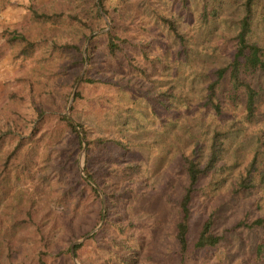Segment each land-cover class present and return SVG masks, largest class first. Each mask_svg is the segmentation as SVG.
Segmentation results:
<instances>
[{"label":"rangeland","instance_id":"374dc122","mask_svg":"<svg viewBox=\"0 0 264 264\" xmlns=\"http://www.w3.org/2000/svg\"><path fill=\"white\" fill-rule=\"evenodd\" d=\"M108 1L116 6L114 25L102 14L104 23L90 21L89 31L64 17L33 20L29 11L30 7L76 11L86 0H0V125L14 121L16 129L26 133L36 108L67 111L68 118L80 121L91 137L105 135L124 142L120 150L112 146L89 149L98 184L90 180L97 189L89 184L97 191L99 203L87 187L81 189L78 184L62 191L64 177L71 170L77 169L83 177L85 146L77 153L76 165L63 169V178L58 179L51 170L57 157L53 145L65 134L58 132L49 143H40L32 175L10 176L0 195V260L9 245L16 252L6 264H32L41 248H46L47 264H254L260 227L230 226L238 219L264 217V183L237 192L232 187L253 155L258 165L264 163V80L251 78L260 95L250 120L244 118L239 100L231 102L226 97L224 80L217 88L220 111L203 103L212 70L231 56L233 24L241 12V0H219L216 15L207 22L200 19L201 0ZM158 14L174 20L182 42ZM250 25L248 38L264 47L263 0L253 5ZM109 27L137 42V47L125 49L136 67L129 66L124 55L112 58L106 54L103 33ZM3 28L48 40L38 39L29 55L16 57L15 47L3 39ZM49 40L75 43L80 50L52 48ZM84 75L102 80L81 82ZM76 89L83 98L76 100L70 115ZM77 128L79 138L80 134L83 137ZM213 129L225 132L221 150L215 168L197 180L189 204L188 248L179 256L174 238L176 201L187 179L177 161L182 152L190 150L203 161ZM13 140L6 139L0 148ZM126 163L133 167L124 168ZM103 191L108 195L106 213ZM77 195L71 214L66 212L71 217L65 227L59 222L62 200ZM98 209L100 220L92 226ZM27 210L30 219L24 220ZM207 214L212 215V231L223 235L214 246L195 248L192 243ZM41 236H46L48 246ZM78 238L82 240L76 243L81 245L75 256L70 244ZM258 263L264 264V251Z\"/></svg>","mask_w":264,"mask_h":264},{"label":"trees","instance_id":"16d2710c","mask_svg":"<svg viewBox=\"0 0 264 264\" xmlns=\"http://www.w3.org/2000/svg\"><path fill=\"white\" fill-rule=\"evenodd\" d=\"M258 0H241V12L234 19L232 45L233 50L228 61L216 66L212 70V75L205 85V95L203 103L209 105L214 111L219 112V103L217 97V88L221 84V81H225V94L231 101L239 100L243 105L244 118L250 120L255 113L256 100L260 95V88H258L253 81L252 77H261L264 80V47L248 38V33L251 27V18L253 14V5ZM264 1V0H263ZM88 2L85 6L80 7L76 11H67L64 9H57L49 11L46 8H32L30 7V17L33 20L40 21H56L58 18L64 17L67 21L78 23L80 26L87 28L90 31V21L103 22L102 14H105L110 19L112 25H114V18L112 10L116 6L112 5V1L108 0H86ZM219 0H201L200 19L202 22L215 16ZM157 18L166 26V28L179 40L183 41L182 33L177 29L174 20L162 14H158ZM2 36L6 44L13 45V56H27L38 44L39 40H48L44 38L34 39L26 35L24 32L10 30L3 28ZM104 49L106 54L114 58L116 54L124 55L129 66L134 67L130 58L126 53V47H137L138 44L135 41H131L125 36H121L117 33L113 27H109L104 33ZM48 43L52 48L64 47L70 48L75 52H79V46L75 43H57L54 40H49ZM90 45L86 48V58L89 61L91 56ZM145 54V53H144ZM146 56V54H145ZM83 57L80 53L79 61H82ZM136 67V66H135ZM76 74L71 77L70 84L74 82ZM101 77H95L91 75H84L81 78V82L95 83L101 81ZM69 91L66 93L68 95ZM82 94L79 90L74 92V100L69 107L70 115L74 114L75 102L78 99H82ZM31 124L26 133L16 129L15 122L7 120L0 125V147L6 139L14 137L13 143L5 148H0V195L7 188V181L10 176L17 178L19 174L32 175V168L36 165V158L38 154V148L40 143H49L53 134L58 132L64 133L65 137L60 142H56L53 148L57 151L56 161L51 164L52 172L58 177L63 178L62 171L66 167L72 168V165H76L77 153L81 148V141L76 129V125L79 127L85 140L84 151V163L82 166L83 173L91 179L94 183L98 184L97 177L90 166V154L89 149L94 146L97 149H110L114 147L115 150H120L124 147V142L118 138H111L105 135L90 136L84 125L75 120L72 123L71 120L62 111H49L46 112L43 108H36L32 115ZM43 119H48L46 123ZM224 131L220 129H213L210 133L208 141L207 152L203 161H200L196 156V152L190 150L189 152H182L177 163L179 167L186 174V184L176 201L177 204V219L174 222V238L177 246V254L183 256L188 248V230H189V204L192 194L195 190L197 180L200 176L206 174L213 168L221 150V138L224 135ZM51 146L43 151L46 157ZM133 165L126 163L124 168H132ZM62 191L68 192L74 184H78L82 189L87 187L88 193L91 198L95 199L99 203V195L97 191L85 181L77 169H74V173L71 170L68 177H64ZM264 183V163L258 165L253 155L249 161L238 172L237 180L235 181L232 190L237 192L240 190H246L253 187L256 184ZM71 193V192H69ZM105 213L108 209V195L103 191ZM80 195L73 197V199H63L62 207L63 214L59 217L61 225L67 227L69 224V218L71 215L66 216V212L71 214L70 211L74 204L77 203ZM27 217H23L24 220L30 219L29 211H26ZM100 209L96 210L95 219L92 222L94 226L100 220ZM52 220L56 222V217H52ZM212 215L207 214L197 230L196 237L192 243L195 248L211 247L217 244L222 237V233H215L212 231ZM242 225L247 228L260 227L261 235L257 238L254 255L255 263L259 264V259L264 251V217L257 216L252 220L238 219L233 223L230 228L234 226ZM102 230V229H100ZM99 230V231H100ZM85 233L80 232L76 234L81 236ZM95 233L91 235L93 237ZM44 242L48 241L46 236H41ZM81 244L73 245V254L77 256V250ZM66 254L69 252V248L66 246ZM16 252V249L6 245L4 248V260H0V264H6ZM118 255V253H115ZM47 254L46 248L37 250L35 261L32 264H47L45 255ZM26 264V263H17ZM77 264V263H72Z\"/></svg>","mask_w":264,"mask_h":264},{"label":"water","instance_id":"95a60500","mask_svg":"<svg viewBox=\"0 0 264 264\" xmlns=\"http://www.w3.org/2000/svg\"><path fill=\"white\" fill-rule=\"evenodd\" d=\"M78 80H79V77H77V79H76V82H75V84H74V87H73V89H72V93H71V95H70V97H69V100H68V105H69V102L71 101V99H72V94H73V91H74V88H75V86H76V84H77V82H78ZM65 115L67 116V117H69V114H68V112L66 111L65 112ZM71 120V119H70ZM71 122L72 123H74L72 120H71ZM76 128H77V126H76ZM78 129V128H77ZM80 138H81V150L83 151L84 150V146H85V143H84V139H83V137H82V135L80 134ZM83 161V158L81 159V162ZM80 169H81V166H80ZM83 175V177L86 179V181L88 182V183H90L94 188H96V186H95V184L87 177V176H85L84 174H82ZM97 189V188H96ZM100 193V192H99ZM94 229H92L91 231H89L87 234H85L83 237H86L87 235H89L92 231H93ZM82 237V238H83ZM82 238H78V239H75L71 244H70V249H72V246L74 245V244H76V243H78L79 241H81L82 240ZM77 264H79V263H77Z\"/></svg>","mask_w":264,"mask_h":264}]
</instances>
